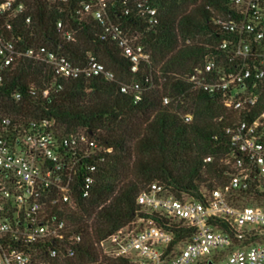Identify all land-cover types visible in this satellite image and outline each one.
I'll use <instances>...</instances> for the list:
<instances>
[{
    "label": "built area",
    "instance_id": "1",
    "mask_svg": "<svg viewBox=\"0 0 264 264\" xmlns=\"http://www.w3.org/2000/svg\"><path fill=\"white\" fill-rule=\"evenodd\" d=\"M112 1L93 0L83 9L101 25V38L115 41L136 71L149 63L150 54L137 35L112 21ZM229 1V9L213 20L225 33L217 53L206 55L185 75L191 90L217 97L223 105L213 139L222 144L218 161L225 179L200 198L175 196L150 184L138 195L133 218L97 243L107 257L132 264H264V0ZM135 6L148 25L156 23L155 7L146 0ZM25 9L18 0L0 1V17L6 21ZM56 26L64 40H74L62 20ZM23 57L47 63L59 80L115 79L93 54L75 64L44 46L23 51L0 25V82ZM61 86L56 82L42 96ZM131 89L120 86L122 92ZM11 97L16 102L21 93ZM163 103H169L167 96ZM192 119L191 113L184 115V121ZM111 151L91 132L64 134L54 118H16L0 111V264H66L76 256L82 235L63 215L75 208L77 195H90L97 165Z\"/></svg>",
    "mask_w": 264,
    "mask_h": 264
},
{
    "label": "trees",
    "instance_id": "2",
    "mask_svg": "<svg viewBox=\"0 0 264 264\" xmlns=\"http://www.w3.org/2000/svg\"><path fill=\"white\" fill-rule=\"evenodd\" d=\"M18 1L25 12L9 21L0 17V25L20 49L44 46L75 64L93 54L115 74L112 81L100 76L59 80L47 63L23 57L0 82L1 112L16 118L51 117L64 134L91 132L112 147L97 165L90 195H77L75 208L63 215L82 235L76 256L66 264H132L105 256L97 243L133 218L142 191L157 183L175 196L200 198L202 191L225 179L218 161L222 144L213 139L223 105L217 97L191 90L185 75L206 55L217 53L225 33L213 20L229 9L230 1L146 0L157 9L156 23L150 26L135 6L143 0H113L112 21L128 35H137L150 54L149 63L139 64L136 71L115 41L101 38V25L84 11L83 4L93 0ZM26 16L31 17L29 24ZM59 20L74 32V40L62 38ZM58 81L60 89L53 87L42 96ZM122 84L132 89L122 92ZM13 92L21 93L16 102ZM188 113L193 119L186 122ZM208 155L213 162L206 161Z\"/></svg>",
    "mask_w": 264,
    "mask_h": 264
}]
</instances>
